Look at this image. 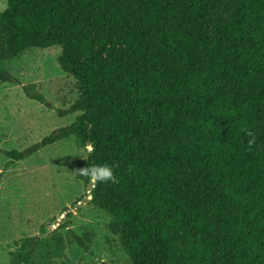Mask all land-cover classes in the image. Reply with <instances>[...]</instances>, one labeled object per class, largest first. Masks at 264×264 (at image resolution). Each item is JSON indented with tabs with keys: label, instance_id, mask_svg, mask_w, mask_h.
Instances as JSON below:
<instances>
[{
	"label": "trees",
	"instance_id": "trees-1",
	"mask_svg": "<svg viewBox=\"0 0 264 264\" xmlns=\"http://www.w3.org/2000/svg\"><path fill=\"white\" fill-rule=\"evenodd\" d=\"M6 1L1 82L18 84L3 65L25 52L58 49L79 91L57 111L78 114L70 126L6 155L91 145L76 179L128 264H264V0ZM92 164L118 182L79 174ZM67 228L25 239L10 264H55L92 243Z\"/></svg>",
	"mask_w": 264,
	"mask_h": 264
},
{
	"label": "rangeland",
	"instance_id": "rangeland-1",
	"mask_svg": "<svg viewBox=\"0 0 264 264\" xmlns=\"http://www.w3.org/2000/svg\"><path fill=\"white\" fill-rule=\"evenodd\" d=\"M6 9L7 1L0 0V13ZM59 55L58 49H34L3 65L18 84L0 80V264H10V253L25 239L63 224L69 228L62 232L91 234L92 243L87 249L68 246L55 264H128L108 230L109 218L90 203L92 186L76 179L77 162L86 158L88 147L79 148L72 138L20 161L6 155L25 152L75 121L78 114L57 113L68 111L79 97L76 81L58 66ZM25 87L52 109L28 98Z\"/></svg>",
	"mask_w": 264,
	"mask_h": 264
},
{
	"label": "clouds",
	"instance_id": "clouds-1",
	"mask_svg": "<svg viewBox=\"0 0 264 264\" xmlns=\"http://www.w3.org/2000/svg\"><path fill=\"white\" fill-rule=\"evenodd\" d=\"M249 136L252 135L251 132L248 133ZM250 145L255 143V140H249L248 142ZM88 151H92V146L89 145ZM79 174L81 176L89 177L93 183L100 182V183H117V177L114 175L113 166L108 164H92L91 166H86L80 168Z\"/></svg>",
	"mask_w": 264,
	"mask_h": 264
}]
</instances>
